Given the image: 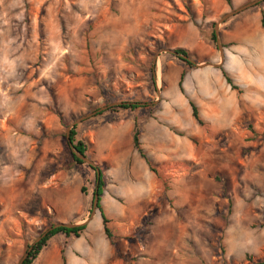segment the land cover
<instances>
[{
	"label": "rangeland",
	"instance_id": "obj_1",
	"mask_svg": "<svg viewBox=\"0 0 264 264\" xmlns=\"http://www.w3.org/2000/svg\"><path fill=\"white\" fill-rule=\"evenodd\" d=\"M229 1L0 0V216L5 221L0 229V264H17L25 246L33 244L48 226L52 209L41 205L42 188L56 201H60L57 191L64 188L74 205L83 202L89 213L98 211L92 204L94 171L87 163L77 165L72 161L67 128L84 115L123 101L147 104L151 109L137 111L152 112L153 101L162 96L156 92L155 80L154 85L150 82L151 69L154 78V58L174 57L184 74L204 66L223 69L239 88L234 90L238 96L251 98L248 74L242 73L254 66L264 75L259 42L264 41V29L260 23L255 36L257 48L249 44V53H245L242 28L244 24L253 26L251 15L263 10L264 0ZM233 11L238 12L219 23L223 15ZM211 23L222 56L217 42L209 40ZM175 48L189 52L193 67H184L177 55L166 51ZM107 109L75 124L78 137L89 144L86 157L102 171L108 165L96 157L100 152L109 154L108 141L116 135V123L134 113ZM201 126L206 128L204 123ZM236 126L246 132L214 137L206 145L212 146L210 163L223 164L228 177L238 181L242 174L260 177L258 185L243 187L240 183L236 192L242 195L244 189L249 193V197L243 196L245 206H251L247 224L255 232L250 239L260 248L259 255H246L241 262V240H246V235L225 237L229 251L236 254L227 264H258L264 258V235L256 240L258 231L264 229V107L259 117ZM127 145L131 147V141ZM168 164L172 167V163H166L159 169V177L156 175L164 183L166 205L171 203L175 173ZM19 210L28 211V220L32 221L21 219ZM141 224L149 225L150 218H142ZM189 236L196 238L197 250H203L208 247V238L213 242L218 235L190 231ZM224 236L217 242L222 244ZM188 244L193 255L195 248ZM165 252L171 253V248Z\"/></svg>",
	"mask_w": 264,
	"mask_h": 264
},
{
	"label": "crops",
	"instance_id": "obj_2",
	"mask_svg": "<svg viewBox=\"0 0 264 264\" xmlns=\"http://www.w3.org/2000/svg\"><path fill=\"white\" fill-rule=\"evenodd\" d=\"M251 16L253 26L244 24L242 28L245 53H249V44L257 48L255 36L260 31L259 11ZM259 42L264 61V41L260 39ZM160 59L156 60L153 79L156 92L162 96L153 101V111L141 109L121 118L115 125L116 135L109 138V154L100 152L96 157L100 163L108 165L102 171L104 189L100 203L109 219L112 237L106 236L99 211L89 213L83 202L74 205L64 188L56 193L60 201L54 200L47 189L42 188L41 205L51 206V221L85 224V228L78 237L63 233L51 237L33 264H227L228 259L236 255L229 251L225 241L229 234L246 235V240H241V262L246 255H259L260 248L250 239L255 232L247 224L251 206H245L243 196L248 194L249 197V193L244 189L242 195L236 192L240 183L243 187L258 185L260 177L249 178L242 174L239 181L228 177L223 164L213 166L210 163L212 146L206 143L229 133L244 134L246 131L236 124L260 116L264 107L261 99L264 75H260L254 66L243 71L250 80L245 79L252 91L248 98L238 96L224 81L219 69L198 67L184 74L182 93L178 82L183 68L174 57ZM261 67L264 74V62ZM189 101L196 106L205 129L193 117ZM136 119L140 122V143L149 159L158 167H164L166 163H172L174 167L169 205L165 202L164 183L132 146ZM129 141L131 147L127 145ZM197 142L201 146L198 147ZM135 152L145 166L137 160ZM250 201L254 202L253 198ZM27 213L17 211L21 219L32 221L28 220ZM145 217L150 218V224L142 226L141 219ZM4 222L1 217L2 230ZM190 231L218 236L213 242H210L212 237L208 238L206 249L197 250L196 238L188 237ZM222 234L225 236L221 244L217 241ZM262 235L264 229L258 231V242ZM188 243L195 248L193 255ZM167 247L171 248V253L165 252Z\"/></svg>",
	"mask_w": 264,
	"mask_h": 264
},
{
	"label": "trees",
	"instance_id": "obj_3",
	"mask_svg": "<svg viewBox=\"0 0 264 264\" xmlns=\"http://www.w3.org/2000/svg\"><path fill=\"white\" fill-rule=\"evenodd\" d=\"M228 3L230 2L229 0H227ZM262 4H264V1H262ZM260 5V4H257ZM261 19H260V23L262 28L264 29V11L261 10ZM211 31H210V36H209V40L212 43L216 42V34L214 31V24L211 23ZM174 51L177 54H181L184 55L186 57H189V52L184 49V48H175ZM178 59L182 62V64L184 65V67H193V63L186 60V59H182L179 58ZM155 65L154 68L155 69ZM222 75L224 76L227 84L230 85L231 89L233 90H239V88L234 85L231 81V79L228 77V75L226 74V72L222 69ZM184 77V71L181 73L180 75V79L178 82L179 88L180 90L183 92L182 89V80ZM150 82L151 84L154 85V79H153V75H152V69L150 72ZM190 107L192 109V115L193 117L198 121L199 124H202L201 120L199 119L198 116V112H197V108L194 105V103H192L191 101H189ZM152 106H149L147 104L141 105L138 101H134V102H129V101H123L120 105L111 107L109 109H107L106 111L109 112H117L119 110H124V111H130V112H135L140 108H149L151 109ZM103 112L102 111L100 113H98L97 115H101ZM140 122L137 121V119L135 120L133 129H132V146L133 148L138 152V154L140 155V157L142 159H144V161L146 162V164L148 165L149 169L156 174L158 177L160 175L159 173V169L163 168V167H158L156 164H154L149 157L147 156V154L145 153V151L143 150L141 143H140ZM69 141L73 144V146L75 147V149L77 151H79L80 153L84 154L85 156H87V151L89 148V144L86 140L81 139L78 137V125H75L74 127L71 128L70 132H69ZM70 156L72 158V161L74 163H76L77 165H83L85 164L84 161H82L81 159L77 158L70 150ZM90 169H92L94 171V188L92 190V204L94 203V200L96 199V209L99 211L101 219H102V224H103V229L104 232L106 234V236L108 238L112 237V233L110 228L108 227L109 224V219L107 218V216L105 215V212L101 206V196L103 193V189H104V175L102 172L101 168H98L100 171V175L99 178H97V174H96V169L94 167H91L90 165H87ZM171 166L170 164L167 165V168ZM169 168H174L173 165L172 167ZM161 179V178H160ZM81 192L83 194L86 193V188L84 186L81 187ZM55 223L52 222L51 220L49 221L48 226L39 233V236L44 233L49 227L53 226ZM85 228V224H80V225H75L73 227H65V226H59V227H55L51 230H48L45 235L36 243H34L33 245H26L25 246V251L31 246V249L29 250L27 257L24 259V261L22 262V264H33V262L35 261V259L37 258L38 254L48 245L49 240L51 239V237H53L56 234L59 233H63L66 236H74V237H78L82 231ZM24 251V252H25ZM258 264H264V258L262 261H260Z\"/></svg>",
	"mask_w": 264,
	"mask_h": 264
},
{
	"label": "water",
	"instance_id": "obj_4",
	"mask_svg": "<svg viewBox=\"0 0 264 264\" xmlns=\"http://www.w3.org/2000/svg\"><path fill=\"white\" fill-rule=\"evenodd\" d=\"M256 2L257 1H255V2H253V3H251V4H249V5H254V4H256ZM249 5H247V6H249ZM245 8V7H244ZM242 10V9H241ZM239 11V10H238ZM238 11H233V12H231V13H229V14H225V15H223L221 18H220V20H219V23L220 22H223L225 19H227L229 16H231V15H234L235 13H237ZM215 29H216V26H215ZM215 34H216V42H217V45H218V49H219V51H220V54H221V56H222V47H221V45H220V42H219V39H218V36H217V31L215 30ZM167 52H170V53H173V54H175V55H177L179 58H182V59H186V60H188V61H190L191 62V60L188 58V57H186V56H184V55H181V54H177L174 50H166ZM153 62L155 63L156 62V58H154V60H153ZM208 65V64H207ZM211 66H214V67H218L219 66V64H210ZM119 104H121V103H113V104H111V105H108V106H105V107H102L101 109H98L97 111H95V112H93V113H91V114H88V115H84V116H82V117H80L79 119H77V120H75L74 122H72L70 125H69V127L67 128V132H66V140H67V142H68V145H69V147H70V150H71V152L77 157V158H79V159H81L82 161H84L85 163H87L88 165H90L91 167H94L95 169H96V174H97V178H99V175H100V171H99V169L95 166V164L91 161V160H89L84 154H82V153H80L79 151H77L76 149H75V147L73 146V144L69 141V132H70V130H71V128L75 125V124H77V123H79V122H81L82 120H84V119H86V118H88V117H90V116H92V115H95L97 112H100V111H102V110H105V109H107L108 107H111V106H114V105H119ZM93 209H96V199L94 200V203H93ZM59 226H65V227H73V226H75L74 224H66V223H56V224H54L53 226H51V227H49L44 233H42L35 241H34V243H36V242H38L44 235H45V233L48 231V230H51V229H53V228H55V227H59ZM33 243V244H34ZM32 244V245H33ZM31 249V246L23 253V255L21 256V258L19 259V261H18V263L17 264H22V262L24 261V259L27 257V254H28V252H29V250Z\"/></svg>",
	"mask_w": 264,
	"mask_h": 264
}]
</instances>
